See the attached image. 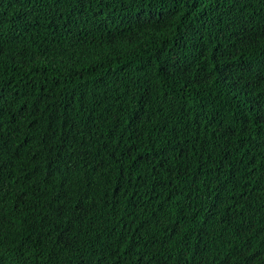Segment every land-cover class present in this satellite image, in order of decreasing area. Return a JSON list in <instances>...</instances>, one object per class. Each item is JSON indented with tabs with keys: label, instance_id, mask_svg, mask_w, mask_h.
<instances>
[{
	"label": "trees",
	"instance_id": "1",
	"mask_svg": "<svg viewBox=\"0 0 264 264\" xmlns=\"http://www.w3.org/2000/svg\"><path fill=\"white\" fill-rule=\"evenodd\" d=\"M0 264H264V0H0Z\"/></svg>",
	"mask_w": 264,
	"mask_h": 264
}]
</instances>
